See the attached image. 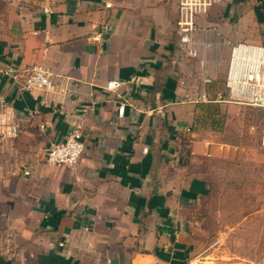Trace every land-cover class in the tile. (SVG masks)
Segmentation results:
<instances>
[{
  "label": "crops",
  "instance_id": "1",
  "mask_svg": "<svg viewBox=\"0 0 264 264\" xmlns=\"http://www.w3.org/2000/svg\"><path fill=\"white\" fill-rule=\"evenodd\" d=\"M50 1L0 0V69L44 65L55 85L20 91L0 72L20 130L0 141V264H264L263 111L215 100L230 46H264V0L197 16L204 71L172 62L178 0ZM205 74L210 100L182 101L181 76L199 91ZM73 123L83 154L48 164Z\"/></svg>",
  "mask_w": 264,
  "mask_h": 264
},
{
  "label": "built area",
  "instance_id": "2",
  "mask_svg": "<svg viewBox=\"0 0 264 264\" xmlns=\"http://www.w3.org/2000/svg\"><path fill=\"white\" fill-rule=\"evenodd\" d=\"M219 0H178V19L176 21V47L173 63H186L190 59H198L199 65L204 71L207 63L203 53L214 45L205 35L207 27L197 24V16L205 13L207 8ZM25 4L39 6L44 13L52 11L50 0H22ZM202 49V54L200 53ZM4 75L13 82L18 83V90L50 91L54 88L52 73L47 67L34 64L22 70L13 66L0 69ZM206 75V74H205ZM202 75L203 87L197 90L191 79L182 75L180 83L189 88L183 93L181 100L195 103L209 101L210 98L204 89V85L210 83V77ZM191 78V77H190ZM122 85V81L109 80L105 88L116 91ZM224 90L215 96V100L221 102H237L255 105L262 108L263 119L261 127L260 144L264 146V46L250 42H236L230 46L227 67L223 79ZM124 104L117 108V114L122 115ZM19 127L3 97L0 96V141L15 137L19 133ZM84 152V143L80 126L76 123L66 137L51 143L45 151V161L53 166H74ZM24 174H29V169H23ZM62 244V243H61Z\"/></svg>",
  "mask_w": 264,
  "mask_h": 264
},
{
  "label": "rangeland",
  "instance_id": "3",
  "mask_svg": "<svg viewBox=\"0 0 264 264\" xmlns=\"http://www.w3.org/2000/svg\"><path fill=\"white\" fill-rule=\"evenodd\" d=\"M238 236H240V235L238 234ZM220 247L223 248V246L220 245V246H219V250H220ZM221 250H223V249H221ZM221 252H222V251H220L219 253H221ZM218 259H219V258H218ZM221 259H225V258H221ZM248 264H254V263H248Z\"/></svg>",
  "mask_w": 264,
  "mask_h": 264
}]
</instances>
